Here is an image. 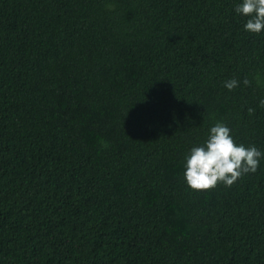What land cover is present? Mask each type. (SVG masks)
Returning a JSON list of instances; mask_svg holds the SVG:
<instances>
[{"label":"trees","instance_id":"16d2710c","mask_svg":"<svg viewBox=\"0 0 264 264\" xmlns=\"http://www.w3.org/2000/svg\"><path fill=\"white\" fill-rule=\"evenodd\" d=\"M234 2L0 0V264H264V159L183 178L216 121L264 151V34Z\"/></svg>","mask_w":264,"mask_h":264},{"label":"clouds","instance_id":"9594fccd","mask_svg":"<svg viewBox=\"0 0 264 264\" xmlns=\"http://www.w3.org/2000/svg\"><path fill=\"white\" fill-rule=\"evenodd\" d=\"M234 13L245 18L243 30L264 34V0H235ZM244 85L250 81L245 78ZM235 78L224 81L229 91L239 86ZM264 106V99L259 101ZM264 159V151L255 145L236 142L232 129L223 121L209 126L206 138L191 146L183 161V178L194 190L215 188L218 183L232 186L241 176L255 173Z\"/></svg>","mask_w":264,"mask_h":264}]
</instances>
